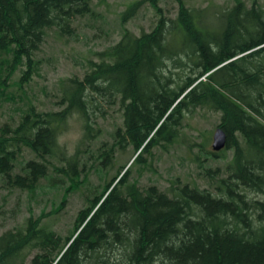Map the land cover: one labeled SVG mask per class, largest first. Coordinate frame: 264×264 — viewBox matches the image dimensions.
Returning a JSON list of instances; mask_svg holds the SVG:
<instances>
[{"label":"trees","instance_id":"obj_1","mask_svg":"<svg viewBox=\"0 0 264 264\" xmlns=\"http://www.w3.org/2000/svg\"><path fill=\"white\" fill-rule=\"evenodd\" d=\"M148 1L157 14L151 31L123 29L98 61H87L83 78L61 81L58 110L39 111L29 101L17 124L0 126V176L10 190L34 193L44 180L55 182L51 171L79 188L81 147L67 159L59 138L77 115L81 144L96 140L99 99L119 105L123 126L110 146L100 143L84 178L93 170L107 175L118 152L134 150L131 165L91 191L68 236L30 217L0 236V264H24L34 250L31 264H264V7L234 0L209 23L207 10L193 11L183 0H176L175 18ZM93 2L0 0V109L16 102L5 93L14 74L22 73L21 89L39 74L35 57L48 32L75 36L74 21L93 15ZM143 3L127 8L123 25ZM204 108L221 114L217 128L227 135L211 160L233 152L225 167L203 172L207 187L180 178L165 191L131 182L132 167L149 168L154 150H168L179 137L185 115ZM24 150L34 158L20 163Z\"/></svg>","mask_w":264,"mask_h":264},{"label":"rangeland","instance_id":"obj_2","mask_svg":"<svg viewBox=\"0 0 264 264\" xmlns=\"http://www.w3.org/2000/svg\"><path fill=\"white\" fill-rule=\"evenodd\" d=\"M143 1L137 15L129 19L124 25L122 15L127 8L136 2ZM187 7L193 11L207 10L211 23L213 13L226 7H232L234 0H183ZM247 6L258 2L264 7V0H243ZM158 6L167 18H175L178 14L179 4L176 0H158ZM94 14L74 21L76 35L63 37L51 30L48 32L45 43L36 53L40 61V72L34 75L28 86L22 89L18 86L21 72L14 74L11 85L6 88L8 97L15 98L16 102H6L0 109V126L9 123L15 125L19 122L21 110L26 102L34 104L39 111H53L60 107L59 92L61 81L78 77L83 78L87 61H98L101 53L116 44L121 39L123 29H129L136 35L149 32L157 21L155 9L148 0H94L92 4ZM215 26L213 23L210 24ZM101 105V107H100ZM221 114L210 109H197L188 113L183 120L179 137L168 147L154 150V155L149 158V168L143 170L134 165L130 180L138 181L141 187L157 185L161 190H166L175 178H180L183 183L207 187L203 172L209 165L216 168L225 167L232 157V151H224L221 157L212 161L210 156L213 151V136L220 122ZM96 130L101 129L96 140L81 144L83 138V123L75 115L72 117L61 133L59 141L64 149L65 158H70L80 145L79 167L81 173L79 188L73 190L70 179L64 173L56 174L51 171L55 182L43 181L34 193L17 189L10 190L2 183L0 176V236L9 230L23 227L30 217L43 218V224L57 234L66 237L72 230L78 213L85 208L87 197L91 191L100 189L105 185L103 181H110L122 167H126L134 157L133 148L118 152L114 167L107 175L100 176L97 170L89 173V167L95 163L100 148V143L111 145L112 132L123 126L122 110L119 105H109L105 101L96 103V110L92 116ZM91 157V159H90ZM34 158L29 150H24L20 163ZM68 171L66 161H56ZM87 163L84 171L83 164ZM98 165V164H96ZM131 165V163H130ZM129 165V166H130ZM37 252L30 251L24 264H31Z\"/></svg>","mask_w":264,"mask_h":264},{"label":"water","instance_id":"obj_3","mask_svg":"<svg viewBox=\"0 0 264 264\" xmlns=\"http://www.w3.org/2000/svg\"><path fill=\"white\" fill-rule=\"evenodd\" d=\"M226 144H227L226 133L221 128H217L213 136V144H212L213 151L217 153L222 151L223 149L226 148Z\"/></svg>","mask_w":264,"mask_h":264}]
</instances>
